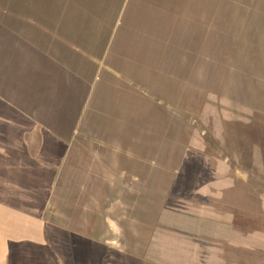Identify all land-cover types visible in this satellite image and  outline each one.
<instances>
[{
  "label": "rangeland",
  "instance_id": "1",
  "mask_svg": "<svg viewBox=\"0 0 264 264\" xmlns=\"http://www.w3.org/2000/svg\"><path fill=\"white\" fill-rule=\"evenodd\" d=\"M124 1L0 0L4 89L24 90L20 104L29 94V99L37 94L41 100H53L41 86L54 72L51 60L42 52L43 56L36 55L44 49L66 65L59 73L62 86L74 88L76 82L79 94L87 96L83 111L81 101L69 95L70 106L78 110L64 114L74 117L83 111L85 116L75 119L78 122L71 118L70 125L61 129L71 139L73 168L67 166L60 175L46 215L107 245L109 260L130 254L159 264H215L217 238L208 237V230L211 235L219 233L212 226L214 214L226 215L233 204L241 232L264 214L259 197L264 194V170L247 166L254 143L261 140L264 148V64L225 66L233 62L223 58L224 52L234 53L232 38L243 43L250 36L243 32L246 26L240 19L223 18L216 25L207 18L209 46L221 48L223 55L219 68L209 62L210 78L204 84L209 68L204 67L203 53L193 51L205 46L200 42L206 40L201 36L202 20L195 19L179 34L166 11L160 13L163 18L156 12L154 21L148 18L143 24V38H126L120 33ZM126 18L127 22L129 14ZM193 34L197 36L192 38ZM251 35L264 34L256 30ZM56 38H63L66 45ZM58 44L64 53L57 52ZM31 47L32 72H48L42 80L32 78L28 58L15 60L22 53L28 56ZM211 92L217 96L212 100ZM249 106L260 110L259 115L251 118L238 110ZM217 159L235 169L236 188L230 193L226 180L210 173ZM197 223L207 236L191 232L189 226ZM190 232L193 235L184 236ZM196 241L200 250L192 251ZM245 249L238 252L241 264H248V259L263 264L260 251L249 257ZM224 252L229 254L230 248L224 247Z\"/></svg>",
  "mask_w": 264,
  "mask_h": 264
},
{
  "label": "crops",
  "instance_id": "2",
  "mask_svg": "<svg viewBox=\"0 0 264 264\" xmlns=\"http://www.w3.org/2000/svg\"><path fill=\"white\" fill-rule=\"evenodd\" d=\"M125 1L123 5L125 14L122 16L125 18V22L123 23V30H120L122 31L120 32L123 35L122 37L139 35L143 38L145 28L143 24L146 19L151 18L148 22L154 21V13L156 12H158L157 18H163L164 15L160 13L166 11L169 20L174 23L175 30L180 31L179 34H182V30L186 25L190 27L191 22L195 19L202 20L204 31L201 36H205L206 40L200 42H204L205 46L204 48L202 45L199 48L194 47L193 51L203 53L202 57L206 62L204 67L211 65L210 61L216 62L213 65H216L215 67L222 65L219 63V57L223 54V58L233 60L232 63H224L225 66L252 63L264 64V35L261 36L262 38L251 35L256 30L262 31V34H264V0ZM126 12L129 14L127 22L126 15L128 14ZM242 12H246V14L244 15ZM207 14L213 15L208 16ZM207 18H213L216 25H218L217 21L223 18H230L233 21L234 19H240V23L246 26L243 32L248 33L250 37L243 43L242 40L232 38L234 53H228L227 55L224 52L222 54L219 52L221 48L214 49L209 46ZM256 21L260 24L257 25ZM194 24L198 28L202 27L201 23V25L195 22ZM216 28L218 29V26ZM217 29L216 34L218 36L220 31H217ZM232 33L235 34L234 31ZM196 36V34H193L192 38ZM62 39L56 38L55 41L64 44L65 42H62ZM58 47L59 44L57 52L66 50L63 47L59 50ZM259 48L260 51L257 52L256 49ZM69 49L68 52L71 51L74 54V50ZM43 50H38L36 55H44L46 60L52 62L51 67L54 72L51 74L52 79L49 78L48 82L42 80L48 72L41 71L39 74L32 72L33 67L30 66L34 60L32 47L28 56L19 50L22 54L15 60L20 62L21 57L28 58L26 62L29 63L32 78L42 80L41 86L48 89L47 93L53 95V100L48 102L44 99L41 100V96L36 97L37 94L35 95L36 98L29 99V94L27 95L28 99L25 98L24 103L20 104L17 101L19 96L24 94V90L16 87L15 89H4L0 80V264H107L106 261H108V264H159L147 259V257H137L130 254H125L126 257L121 254L119 257L117 254L115 256H118V258H110L109 260L106 255V251L109 250L105 247L107 245L94 241L82 233L74 232L68 227L54 223L47 217L46 213L51 205L55 185L67 166L69 170H72L71 164L74 162L72 157L75 156L71 139L65 137V135L63 136L61 129L70 125L71 118L74 122L75 119L78 120V117L85 116L83 111H85L87 96L83 98L81 96L83 94H79L76 82L74 88L68 89L66 86H62L63 83L60 82L59 73L61 74L60 70L66 65L61 63L53 54L50 55L48 50ZM41 52L43 55L40 54ZM63 53L61 56L64 55ZM210 53H212V56H210ZM185 60L188 62L187 58ZM208 68L202 79L204 84L208 83L210 78V67ZM42 69L49 70L48 68ZM71 74V79L74 78L73 80H75V72L72 73L71 71ZM219 82H221V79H219ZM69 95H72L77 103L81 101L82 104L78 106L83 107V111H79L77 116L74 117L64 114L70 109L78 110V106H70L69 103L73 102L69 99ZM208 97L212 100L217 96L211 92ZM224 104H227L226 108L229 109V103ZM238 110L249 113L251 118L257 116V114L259 115L258 111H260L252 106L242 107ZM243 123L246 124L247 122L244 121ZM251 123L252 120L248 119L247 124ZM263 150L261 140L260 143H254V149L251 151L249 159L251 163L247 165L249 168H253L254 171L255 168L264 170ZM212 166L214 167L210 168V173H219L216 177L225 179V184H228L224 188L228 192L234 190L236 188V184H234L236 173L231 163L227 164L226 161L217 159ZM75 169L78 172L82 171L81 167ZM242 169L244 168L242 167ZM258 190L260 189H257L256 192L260 193L261 190ZM243 191L245 192V189ZM259 197L263 199L264 204V194H259ZM229 205L230 202L228 207ZM262 208L264 212V205ZM228 209L229 212L226 215L214 214L216 218L212 226L218 228L219 233L211 235L209 234L211 231L208 230V237L217 238V244L213 248L215 249V264H241L238 252L242 248H246L247 256H255V253L261 252L264 264V216H262L264 214H261L262 217L260 216L255 222H249L248 226L245 225V232H241L233 204L232 208ZM203 227L201 223L189 226L192 233L205 235L206 231ZM191 232L190 234L185 233L184 236L188 238L193 235ZM197 242L192 243V251L196 250ZM224 247L230 248L229 254L224 252ZM204 249L205 247H203ZM198 250L200 248L196 251ZM247 263L256 264L255 261L251 263L249 259Z\"/></svg>",
  "mask_w": 264,
  "mask_h": 264
}]
</instances>
